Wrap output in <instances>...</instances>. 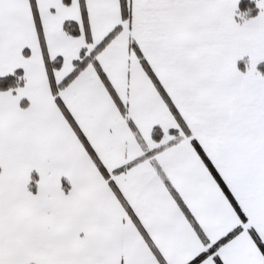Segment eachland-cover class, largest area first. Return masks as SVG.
I'll return each mask as SVG.
<instances>
[{
	"label": "snow or ice",
	"instance_id": "1",
	"mask_svg": "<svg viewBox=\"0 0 264 264\" xmlns=\"http://www.w3.org/2000/svg\"><path fill=\"white\" fill-rule=\"evenodd\" d=\"M0 264H264V0H0Z\"/></svg>",
	"mask_w": 264,
	"mask_h": 264
}]
</instances>
